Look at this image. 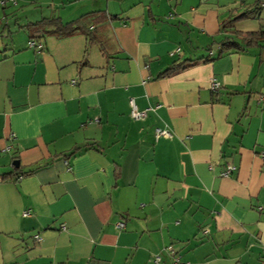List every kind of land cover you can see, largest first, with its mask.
<instances>
[{"label": "crops", "instance_id": "crops-1", "mask_svg": "<svg viewBox=\"0 0 264 264\" xmlns=\"http://www.w3.org/2000/svg\"><path fill=\"white\" fill-rule=\"evenodd\" d=\"M18 1L0 7L24 20L0 41V264H264V46L219 54L264 7ZM53 15H86L92 41L30 39Z\"/></svg>", "mask_w": 264, "mask_h": 264}, {"label": "trees", "instance_id": "trees-1", "mask_svg": "<svg viewBox=\"0 0 264 264\" xmlns=\"http://www.w3.org/2000/svg\"><path fill=\"white\" fill-rule=\"evenodd\" d=\"M262 0H256L254 3L253 8L250 10H245L242 13H239L237 15H234L233 18H231L230 22H235L237 20L243 19L248 16H256L259 17L261 13V9L263 8L261 6ZM86 17L82 16L74 21H68L63 22L58 16H51L48 18H43L42 20H39L37 22H30L28 25L26 24L28 29H31L30 32V39L39 38L44 36L46 33L48 34H55L59 37L61 36H71L77 33H83L86 35L88 41H92V28H89V26L84 23L83 18ZM241 38V40L244 42L241 44L238 40H235V38ZM38 40V39H37ZM252 45H262L264 46V26L261 25L259 30L252 31V32H246L241 33L236 31L232 28L231 30V36H225L223 40H221L220 43V51L219 54L221 55L223 52L231 50V49H243L244 47L252 46ZM206 61H211V57H206ZM182 63L180 64H174L170 68L164 71V75L171 74L175 70L178 69V67H181Z\"/></svg>", "mask_w": 264, "mask_h": 264}, {"label": "rangeland", "instance_id": "rangeland-1", "mask_svg": "<svg viewBox=\"0 0 264 264\" xmlns=\"http://www.w3.org/2000/svg\"><path fill=\"white\" fill-rule=\"evenodd\" d=\"M18 2L20 3V5L19 6H16L15 5L16 7H14L17 14H22L23 12H27L29 10L30 11H33V12H37V14H39L41 11L44 12L45 10H47L46 8L48 7V4L47 5L46 4H38V3H35V2L32 3V2H29V1H23V0H20ZM34 3H35V5L38 4L39 7L34 6ZM10 7H13V6H10ZM2 10L0 9V41L8 37L7 34L9 32V27H12L13 31H16V33L17 32H21L20 31V28L21 27H19L18 24H16V22H15V19H18L19 17L17 16L15 19L13 17H11L9 19V22H8L7 12H6L5 15L1 16V11ZM9 10H13V8H10ZM4 11H7V9L5 8ZM20 21H22V22L24 21L22 19V17L19 18L18 22H20ZM20 34L23 35L24 33L21 32ZM208 52H209V50H207V53ZM213 53L215 54L216 53V50H214Z\"/></svg>", "mask_w": 264, "mask_h": 264}, {"label": "built area", "instance_id": "built-area-1", "mask_svg": "<svg viewBox=\"0 0 264 264\" xmlns=\"http://www.w3.org/2000/svg\"><path fill=\"white\" fill-rule=\"evenodd\" d=\"M8 2H11V3H16V0H0V7L2 6H5ZM261 6L264 7V0H262L261 2ZM219 83L216 82V81H211L210 83V88L215 90V89H218L219 88ZM130 103H131V111H130V116L133 118V119H144L145 116H146V111L145 110H139L136 105L134 104L133 102V99H130ZM156 137H161V136H171V132L166 130V129H159L157 128L156 129V133H155ZM230 167L228 168V171H229ZM24 215H28V212H24L23 213ZM37 240H39V236L37 235L35 237ZM168 250H169V253L170 254H174V250L171 246H168ZM175 258V261L178 262V257H174ZM160 262V257L159 256H156L155 258V264H159Z\"/></svg>", "mask_w": 264, "mask_h": 264}, {"label": "water", "instance_id": "water-1", "mask_svg": "<svg viewBox=\"0 0 264 264\" xmlns=\"http://www.w3.org/2000/svg\"><path fill=\"white\" fill-rule=\"evenodd\" d=\"M18 163H19L18 160H15V161H14V164L18 165Z\"/></svg>", "mask_w": 264, "mask_h": 264}]
</instances>
